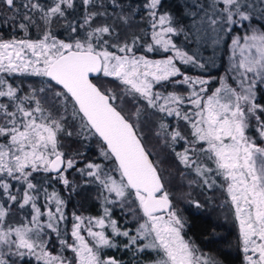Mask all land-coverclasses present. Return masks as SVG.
Wrapping results in <instances>:
<instances>
[{"label": "snow or ice", "instance_id": "obj_1", "mask_svg": "<svg viewBox=\"0 0 264 264\" xmlns=\"http://www.w3.org/2000/svg\"><path fill=\"white\" fill-rule=\"evenodd\" d=\"M80 2L83 20L72 22L68 10L76 8L75 0H0V264L32 257L36 264H122L105 252L118 247L117 237L125 238L124 249L148 255L150 264H215L185 239L162 161L153 158L143 132L142 108L152 110L153 134L179 165L194 169L208 188L216 184L209 175L222 177L245 264H264V32L243 24L251 18L239 0L196 5L211 8L223 22L221 31L232 34L229 72L238 88L220 79L210 91L212 78L193 79L176 63L204 68L170 38L183 29L161 10L163 0L143 5L153 30L144 50L174 53L162 60L137 55L141 37L122 34L107 22L111 7L121 9L116 21L128 24L122 0ZM60 20L63 36L52 30ZM238 25L251 34H236ZM20 77L40 78L39 86L30 82L24 88L23 79L16 83ZM169 84L187 87L168 95L154 91ZM252 119L259 142L248 135ZM91 142L100 162L86 155ZM77 174L95 186L102 214L73 213L70 244L61 238L60 225L79 187ZM115 207L131 213L134 233L113 218ZM25 209L30 218L15 225L10 214ZM82 226L91 240L81 234ZM51 233L73 259L48 251L45 237Z\"/></svg>", "mask_w": 264, "mask_h": 264}, {"label": "trees", "instance_id": "obj_2", "mask_svg": "<svg viewBox=\"0 0 264 264\" xmlns=\"http://www.w3.org/2000/svg\"><path fill=\"white\" fill-rule=\"evenodd\" d=\"M20 2L21 0H17V3ZM42 2H44V0H42ZM51 2L52 0H47V3L50 4ZM102 2L107 5L109 0H102ZM144 2L145 0H122L123 12L128 16V24L116 21V16L121 13L120 8L113 10L109 7L107 22L109 24L115 23L118 31L122 34L127 33L130 37H141L137 45V55L166 58L170 54H164L160 49L151 53H147L144 50L147 43L151 42V34L153 31L151 29L150 20L147 16V10L143 7ZM239 2L241 5V11L246 12L251 18L250 21H245L243 24L248 25L251 23L258 33L264 32V28L260 27L261 25H264V0H239ZM75 3L76 8L68 10V20L72 22H82L85 14L84 9L80 0H75ZM205 3L211 4L212 0H163V8L161 10L170 13L174 18L176 26L183 29L179 35L171 36L177 47L182 51L187 52L189 55H194L198 58L200 63L204 64V68L192 65H182L180 62L178 63V66L188 74L190 73L197 76L201 75L203 77L212 78L210 85V90H212L222 77L226 78L224 70L226 69L228 55L231 50V40L229 37L232 34L227 33L226 31H221L223 22L221 21L220 16L214 15L211 8L196 6L197 4L204 5ZM97 7H99V5H97ZM219 10L220 7L217 5L216 11L219 12ZM21 11L23 12V9H21ZM213 18L217 20V25H211L210 21ZM234 19H238V17H234ZM64 25V20L54 23L52 26L53 32L59 36H63ZM214 28L216 29L215 31H213ZM237 29L238 31L236 34L241 36L251 34L250 28L240 27L238 25ZM36 34L37 30L32 29L33 37H35ZM21 79L25 81L22 85L24 88L29 87L30 82L34 83L35 86H39L38 82L40 78L20 77L16 78V83L19 84ZM184 88H186L185 85L169 84L166 88H161L157 85L155 91L168 95L171 92L183 90ZM141 111L143 113L141 123L148 147L153 151V158L155 159L158 156L159 160L162 161L161 167L163 169L165 181L172 191L176 208L183 219L186 218L185 213L188 208L191 209L193 214H199L195 220L191 221L189 219L190 221L185 224L184 236L193 242V245L198 249V255L202 258H210L215 261V264H234L231 261H227L228 256L223 253L224 251L229 250V246L227 245L229 244L228 242L227 244L225 243V245H218L215 243L214 246H205L206 242L208 243V241L212 242L214 240L218 241L219 237L225 236V230L215 229L214 227L216 226L214 225L213 227L214 223H212V221L203 220V216H206V214H212L214 220L216 218L217 213L215 210H217L218 207H215L217 203L215 194L217 195L218 193L219 206H223V204L227 202L224 190L221 187L222 185L216 183V185L208 188L206 185L202 184L203 180L196 175L194 169H185L182 165H179L174 156L170 154V151L164 149L163 145L158 143L157 138L153 134V124L156 117L152 115V110L142 108ZM172 123L175 125L177 121L173 120ZM254 136L259 142V136H257V134H254ZM176 147L177 150H181L180 144L176 145ZM86 155L89 159L97 162H100L103 159L99 156V151L95 142L88 144ZM207 163L208 166L212 165L210 161ZM75 178L79 182V187L77 188V191L71 195V199L68 200V206L66 209L67 229L74 223L73 213L85 218L95 217L102 214V208L100 207L101 202L97 199L95 186L84 184L82 178H80L78 174ZM208 179L211 182L213 179L212 175H209ZM37 182H41L39 177ZM55 187L57 191H60L61 194L68 199V193L62 191L61 185H56ZM49 191H52L51 187H49ZM190 200L199 201L203 207L199 209L195 208L190 203ZM39 203L43 204V200L41 199ZM186 206L188 208L185 209ZM28 211V209H25L22 211L18 210L16 213H11L12 222L17 226L20 223H26L27 219L30 218L27 216ZM113 218L117 219L122 227L131 228L132 232H135L136 221L132 218L130 212L115 207L113 208ZM231 222H233V217ZM50 235V239L45 237L48 251L55 256H63L67 259H73V256H68L70 253L69 250L59 243V239L55 236V233H51ZM116 241L118 247L116 249H106L105 252L107 254L115 256L122 261V264H150V257L148 255L136 253L135 250L129 251L124 249L123 244L125 243V238L117 237ZM232 252L237 253L238 249H232ZM151 258H155L154 253L151 254ZM29 261L30 264H36L34 257L26 258L23 262L18 261V264H29Z\"/></svg>", "mask_w": 264, "mask_h": 264}, {"label": "flooded vegetation", "instance_id": "obj_3", "mask_svg": "<svg viewBox=\"0 0 264 264\" xmlns=\"http://www.w3.org/2000/svg\"><path fill=\"white\" fill-rule=\"evenodd\" d=\"M209 166L210 167H214V165H209ZM212 178L216 180L217 184L222 185L221 187L224 190L225 198H226V201L228 203L223 204V206L222 205L219 206L218 193H217V195L215 194V199L217 201L215 207L216 208L218 207V209L215 210L216 213H217L216 218L214 220L213 217H212V214L211 215L210 214H206V216L205 215L203 216V220H205V221L209 220L210 222L212 221V223H214L213 227H214V225L216 226V227H214L215 229H222V230H225L226 232H225V236L219 237L218 241H216V240H214L212 242L208 241V243L206 242L205 246H207V247H208V245L214 246L215 243L218 244V245H222V244L225 245V243L227 244V242H228L230 244V245L227 244L229 246V250L223 252L226 256H228L227 261H231L234 264H245L244 252H243V249L241 248L242 244L240 242L239 225H238V222L235 220L234 210L232 209L231 205H229L228 196H227V193H226L225 188H224V184L225 183L221 179V177L215 176L214 174H212ZM202 184H203V182H202ZM185 214H186L185 224L187 222H189L190 220L191 221L195 220L197 215H199V214H196V213L193 214L191 212L190 208H188L186 210ZM187 215H188V217H187ZM217 216H218V218H217ZM232 217H233V222H231ZM184 232H185V228H184ZM185 239L187 241H189L191 244H193V242H191L186 236H185ZM234 246L238 248V252L237 253L232 252V249L235 248Z\"/></svg>", "mask_w": 264, "mask_h": 264}, {"label": "rangeland", "instance_id": "obj_4", "mask_svg": "<svg viewBox=\"0 0 264 264\" xmlns=\"http://www.w3.org/2000/svg\"><path fill=\"white\" fill-rule=\"evenodd\" d=\"M157 30H159V29H157ZM245 35H250V34H245ZM244 36V35H243ZM172 40H173V38L172 37H170ZM173 42H174V40H173ZM175 43V42H174ZM180 49V48H179ZM161 50V52L162 53H164V54H166L162 49H160ZM167 53H169L170 55L169 56H172V55H174V53H172L171 51H169V52H167ZM231 55H232V49L230 50V53H229V57H228V62H227V64H226V69L224 70L225 71V73H226V78H224V77H222V79H227L228 80V82H229V84H230V86H232V87H237L238 88V82H235V81H233L232 79H231V73L229 72V68H230V58H231ZM169 56H167L166 58H168ZM148 59H151V60H162V59H166V58H160V57H158V56H155V57H148V56H146ZM237 57H238V53H237ZM176 63L178 64L179 63V61L177 60L176 61ZM182 64V63H181ZM182 65H184V64H182ZM183 71V70H182ZM184 72V74L185 75H188V76H190V77H192L193 79H195V78H203V79H208V77H203V76H197V75H195V74H188V73H186L185 71H183ZM219 86V83L215 86V87H218ZM187 87V86H186ZM210 87V86H209ZM154 91H155V89H154ZM211 91V90H210ZM258 97H259V95H258ZM259 100V99H258ZM257 121L255 120V119H252L251 120V122H250V128L248 129V135L250 136V137H253L254 139H256L255 138V136H254V134H257V136H259L258 135V132H256V128H257ZM221 179H222V177H221ZM223 180V179H222ZM225 183V182H224ZM228 201H229V205H231V202H230V199L228 198ZM226 203H228V202H226ZM232 207V206H231ZM187 208V206L185 207V209ZM233 209V208H232ZM234 210V209H233ZM180 213V212H179ZM181 215V214H180ZM46 218V217H45ZM74 219V218H73ZM46 220V219H45ZM74 221V220H73ZM184 221H185V218H184ZM73 225V224H72ZM72 225H71V227H69L68 229H67V220L66 221H64L61 225H60V233H61V237L63 238V239H65V240H67L70 244L71 243H74V241H73V238L71 237V230H72ZM83 227L84 226H82V232H81V234L82 235H84L85 236V238H86V240H91V238L90 237H88V235H87V231L86 230H83ZM184 233V232H183ZM55 236H56V234H55ZM69 236V237H68ZM242 248V247H241ZM234 249H238L237 247H235ZM69 250V254H68V256H73V258H74V254L70 251V249H68ZM198 254V253H197ZM245 255V254H244ZM55 256V255H54Z\"/></svg>", "mask_w": 264, "mask_h": 264}]
</instances>
